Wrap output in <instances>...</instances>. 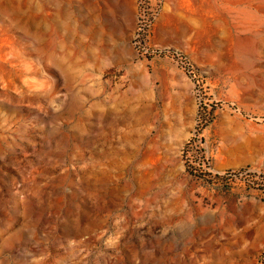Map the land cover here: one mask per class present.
Instances as JSON below:
<instances>
[{
  "label": "rangeland",
  "instance_id": "obj_1",
  "mask_svg": "<svg viewBox=\"0 0 264 264\" xmlns=\"http://www.w3.org/2000/svg\"><path fill=\"white\" fill-rule=\"evenodd\" d=\"M137 11L0 0V264H258L264 0Z\"/></svg>",
  "mask_w": 264,
  "mask_h": 264
},
{
  "label": "built area",
  "instance_id": "obj_2",
  "mask_svg": "<svg viewBox=\"0 0 264 264\" xmlns=\"http://www.w3.org/2000/svg\"><path fill=\"white\" fill-rule=\"evenodd\" d=\"M163 0H154L153 4H151V0H136L137 5V20H136V31H148L149 26L154 18V14L157 12L160 4ZM192 174H199L197 169L195 168H188ZM257 186V185H255ZM260 188V187H259ZM264 199V197H263ZM257 263L264 264V248L258 255Z\"/></svg>",
  "mask_w": 264,
  "mask_h": 264
}]
</instances>
